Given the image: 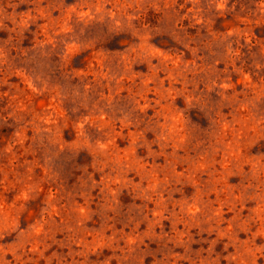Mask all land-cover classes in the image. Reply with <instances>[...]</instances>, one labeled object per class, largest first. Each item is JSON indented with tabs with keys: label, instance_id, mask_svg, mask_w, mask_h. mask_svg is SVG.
Returning <instances> with one entry per match:
<instances>
[{
	"label": "rangeland",
	"instance_id": "1",
	"mask_svg": "<svg viewBox=\"0 0 264 264\" xmlns=\"http://www.w3.org/2000/svg\"><path fill=\"white\" fill-rule=\"evenodd\" d=\"M0 264H264V0H0Z\"/></svg>",
	"mask_w": 264,
	"mask_h": 264
}]
</instances>
